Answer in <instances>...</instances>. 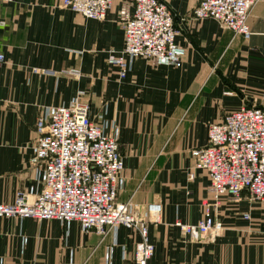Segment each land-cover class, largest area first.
<instances>
[{"label":"crops","instance_id":"1","mask_svg":"<svg viewBox=\"0 0 264 264\" xmlns=\"http://www.w3.org/2000/svg\"><path fill=\"white\" fill-rule=\"evenodd\" d=\"M127 1H115L103 20L63 0L0 2V203L40 191L37 120L79 99L120 144L118 201L162 205V222L149 226L148 264H264V201L247 193L213 210L224 225L213 242L190 240L175 225L196 224L210 199L209 174L192 153L207 144L209 126L243 105L264 108V0L252 8L248 40L215 19L192 18L200 0H168L186 51L182 65L137 57L121 80L108 56L124 48L119 12ZM140 239L121 225L100 235L77 220L0 217V264H133Z\"/></svg>","mask_w":264,"mask_h":264},{"label":"built area","instance_id":"2","mask_svg":"<svg viewBox=\"0 0 264 264\" xmlns=\"http://www.w3.org/2000/svg\"><path fill=\"white\" fill-rule=\"evenodd\" d=\"M115 1L63 0L62 4L85 18L103 20ZM257 1L200 0L191 17L215 19L234 36L248 40L252 35L249 18ZM119 16L125 44L121 51H109L108 61L118 67L121 80L127 75L129 60L137 57L159 65H182L186 51L176 41L179 30L168 0H130ZM4 62L5 55L0 53V65ZM36 134L43 186L33 199L19 192L13 202L0 203V217L77 220L85 232L100 235L125 226L141 237L133 264H148L155 251L149 226L162 222V205L118 201L124 169L120 144L91 119L89 105L77 99L69 106L48 108L37 120ZM192 153L196 168L209 174L210 199L204 201L203 217L196 224L177 221L175 225L190 240L213 242L224 231L223 222L213 213L223 198L239 201L247 193L251 200L264 201V108L243 105L223 115L209 126L207 144Z\"/></svg>","mask_w":264,"mask_h":264}]
</instances>
